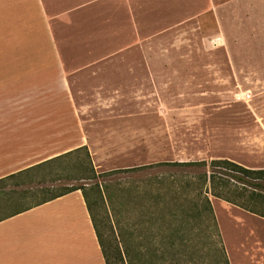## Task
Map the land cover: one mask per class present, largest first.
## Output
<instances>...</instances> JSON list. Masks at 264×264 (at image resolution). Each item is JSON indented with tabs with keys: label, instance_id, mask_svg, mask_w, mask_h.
Instances as JSON below:
<instances>
[{
	"label": "rangeland",
	"instance_id": "obj_1",
	"mask_svg": "<svg viewBox=\"0 0 264 264\" xmlns=\"http://www.w3.org/2000/svg\"><path fill=\"white\" fill-rule=\"evenodd\" d=\"M59 29L63 50L71 35ZM86 44L64 61L97 173L211 159L264 167V0H110L106 31L91 33ZM82 158L79 152L1 183L0 216L93 183L78 178ZM164 169L97 177L103 201L93 214L105 250L119 247L123 264H214L211 242L219 238L209 235L212 228L186 230L183 238L198 246L178 238L169 248L167 206L134 198V185L153 191L146 182ZM208 197L236 263L242 256L229 244L237 239L234 223Z\"/></svg>",
	"mask_w": 264,
	"mask_h": 264
},
{
	"label": "crops",
	"instance_id": "obj_2",
	"mask_svg": "<svg viewBox=\"0 0 264 264\" xmlns=\"http://www.w3.org/2000/svg\"><path fill=\"white\" fill-rule=\"evenodd\" d=\"M108 1H2L0 180L86 146L64 57L80 53L91 33L106 31ZM59 26L71 35L63 50ZM258 168L264 167L253 169ZM215 199L234 223L237 239L229 244L243 257L234 263L226 251L210 200L228 263L264 264V217ZM0 264H106L82 192L74 190L1 218Z\"/></svg>",
	"mask_w": 264,
	"mask_h": 264
},
{
	"label": "trees",
	"instance_id": "obj_3",
	"mask_svg": "<svg viewBox=\"0 0 264 264\" xmlns=\"http://www.w3.org/2000/svg\"><path fill=\"white\" fill-rule=\"evenodd\" d=\"M79 152H83V158L79 159L77 162L81 168V173L78 178L79 180L94 182L88 186L81 184L65 187L61 191H58L33 205L56 198L74 190H80L90 213L106 264H123V258L120 248L117 246L114 247V252L111 250V253H108V251L105 250L100 231L97 227V222L93 214V205H97L99 201H103L102 189L100 183L96 180L97 177L110 176L116 172H142L165 168L162 172L168 173L160 172L158 175H153V178L146 182V184L155 186L153 191H140L138 186L134 185V198L145 197L146 199L153 201V203L155 202V204L164 202V206H167L166 209L170 215L169 223L171 222V224H173L169 225V248L175 247L174 243L178 238H183L184 236L187 237L188 233L186 230H195L194 234L199 235V232H197L198 224L200 226L205 223L208 228H212L209 235L215 239L217 237L219 238V232L208 193L214 198L233 203L254 214L264 217V168H247L242 164L229 159H211L208 162L205 160L161 161L97 173L93 167L87 147L81 146L29 167L17 174L1 179L0 184L17 176H27L34 171L45 169L46 167ZM189 168H193V172L190 171L193 174L184 170ZM103 187L107 190L108 186L104 184ZM88 191H91L95 195V198L92 196L93 201L89 198ZM107 194L108 197L111 196L110 191H107ZM165 203L167 205H165ZM31 206L16 209L9 214L0 216V219ZM206 218L209 221H207ZM183 241L185 245L198 246L195 245V242L188 244L189 242L184 238ZM211 243L213 247H217L213 249L215 257L214 260H212L213 263L229 264L220 238L218 241L213 240ZM217 255L220 257V260L218 258L216 259ZM189 262L190 261L186 260V264H190Z\"/></svg>",
	"mask_w": 264,
	"mask_h": 264
},
{
	"label": "built area",
	"instance_id": "obj_4",
	"mask_svg": "<svg viewBox=\"0 0 264 264\" xmlns=\"http://www.w3.org/2000/svg\"><path fill=\"white\" fill-rule=\"evenodd\" d=\"M244 97H246V98H249V94H248V93H246V95H244Z\"/></svg>",
	"mask_w": 264,
	"mask_h": 264
}]
</instances>
